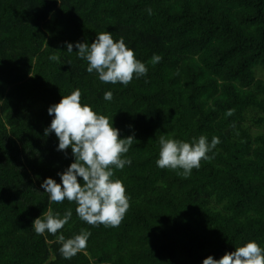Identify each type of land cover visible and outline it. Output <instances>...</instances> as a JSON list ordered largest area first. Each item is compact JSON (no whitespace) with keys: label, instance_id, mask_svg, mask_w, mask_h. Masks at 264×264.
<instances>
[{"label":"trees","instance_id":"obj_1","mask_svg":"<svg viewBox=\"0 0 264 264\" xmlns=\"http://www.w3.org/2000/svg\"><path fill=\"white\" fill-rule=\"evenodd\" d=\"M103 31L123 38L145 76L125 86L86 71L75 43ZM76 89L135 137L131 165L114 169L129 198L117 227L87 224L40 186L74 162L45 129L47 108ZM161 136L220 143L183 177L157 167ZM49 208L72 216L38 235L32 221ZM81 230L86 249L64 259L57 237ZM248 241L264 248V0H0V264H202Z\"/></svg>","mask_w":264,"mask_h":264},{"label":"clouds","instance_id":"obj_2","mask_svg":"<svg viewBox=\"0 0 264 264\" xmlns=\"http://www.w3.org/2000/svg\"><path fill=\"white\" fill-rule=\"evenodd\" d=\"M75 48L77 57L87 62L86 71L95 72L103 83L127 86L134 74L137 79L147 74L146 65L135 58L134 51L126 46L123 38L114 40L111 32L96 34L91 43L76 42ZM66 51L74 52L73 43L66 42ZM49 60L60 62V57L52 54ZM161 60L160 55H153L151 63L157 64ZM112 98L111 90L104 92L105 101ZM47 112L52 119L45 135L54 133L58 138L57 151L70 148L74 162L57 173L60 183L51 177L44 178L40 185L43 192L48 194L51 202L61 203L65 199L75 202L76 214L89 225L119 226L129 208V198L123 183L113 179L114 169L122 170L131 165V159L123 154L133 146L134 135L121 137L120 130L113 127L112 119L110 122L89 105H82L79 89L62 96L59 102L47 108ZM218 143V137H212L210 142L205 136L185 142L161 136L156 165L161 169H180L182 171L177 174L187 177L192 169L200 167L202 159L209 158L207 153ZM78 177L82 180L78 181ZM71 216V209L66 210L61 218L49 208L43 218L40 215L32 221L31 227L38 235L45 232L55 235ZM90 236L91 232L86 230L69 238L59 235V252L64 259H71L86 249ZM202 264H264V248L255 241H248L219 259L209 255L202 260Z\"/></svg>","mask_w":264,"mask_h":264}]
</instances>
